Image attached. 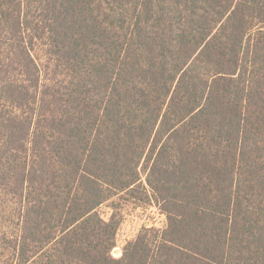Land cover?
Instances as JSON below:
<instances>
[{
  "label": "trees",
  "instance_id": "trees-1",
  "mask_svg": "<svg viewBox=\"0 0 264 264\" xmlns=\"http://www.w3.org/2000/svg\"><path fill=\"white\" fill-rule=\"evenodd\" d=\"M0 264H264V0H0Z\"/></svg>",
  "mask_w": 264,
  "mask_h": 264
},
{
  "label": "rangeland",
  "instance_id": "rangeland-1",
  "mask_svg": "<svg viewBox=\"0 0 264 264\" xmlns=\"http://www.w3.org/2000/svg\"><path fill=\"white\" fill-rule=\"evenodd\" d=\"M119 200L116 199L102 207L101 212L105 219H108L113 213V207ZM120 225L117 232V245L112 251L115 258H120L123 254V248L126 243L133 241L145 227H156L164 230L166 228V218L160 213L155 205L149 207H135V205H124L120 211Z\"/></svg>",
  "mask_w": 264,
  "mask_h": 264
}]
</instances>
